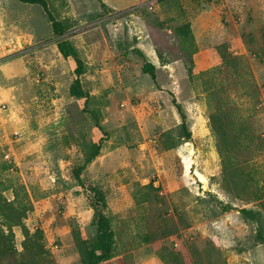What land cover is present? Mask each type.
Returning <instances> with one entry per match:
<instances>
[{
    "label": "rangeland",
    "instance_id": "rangeland-1",
    "mask_svg": "<svg viewBox=\"0 0 264 264\" xmlns=\"http://www.w3.org/2000/svg\"><path fill=\"white\" fill-rule=\"evenodd\" d=\"M47 3L0 0V264H90L99 214L97 264H264V0Z\"/></svg>",
    "mask_w": 264,
    "mask_h": 264
},
{
    "label": "trees",
    "instance_id": "trees-1",
    "mask_svg": "<svg viewBox=\"0 0 264 264\" xmlns=\"http://www.w3.org/2000/svg\"><path fill=\"white\" fill-rule=\"evenodd\" d=\"M19 1L25 4L41 5L45 9V11L49 13L47 0H19ZM101 6L102 8H106V4L103 2H101ZM54 27L56 30L60 29L59 28L60 25L54 24ZM76 64H77L76 74L78 77H80L84 73L83 62L80 59H76ZM155 70L156 67L151 63H146L142 69L143 73L149 74L152 77H155ZM186 137L190 139L191 133H188ZM242 213L252 221L259 222L261 220L260 212H256L252 210H242ZM96 225L98 228L97 238L95 241H93L87 252L88 253L87 256L88 259L90 260V264H97L102 261H107L108 259L111 258L112 250H113L114 233L111 227L110 219L103 214H99L97 216ZM108 264H113V263L110 262ZM117 264H125V262L124 260L119 259Z\"/></svg>",
    "mask_w": 264,
    "mask_h": 264
},
{
    "label": "crops",
    "instance_id": "crops-1",
    "mask_svg": "<svg viewBox=\"0 0 264 264\" xmlns=\"http://www.w3.org/2000/svg\"><path fill=\"white\" fill-rule=\"evenodd\" d=\"M141 1L142 0H138V3L137 4H141ZM108 5H110L109 3H106ZM139 40L141 39V37L138 38ZM143 43V42H142ZM142 43H139L137 45V48H139L142 53L144 54L145 57H147L149 59V63H153V65H156V62L153 60L152 56H150V54L147 52V50H145L146 48H142L143 44ZM19 141H22V138L19 139ZM24 142H26V139L24 140Z\"/></svg>",
    "mask_w": 264,
    "mask_h": 264
}]
</instances>
